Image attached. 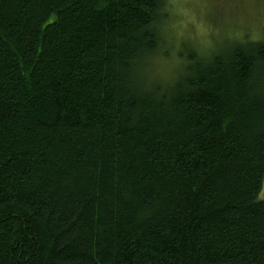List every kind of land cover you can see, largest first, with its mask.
Segmentation results:
<instances>
[{"label": "trees", "instance_id": "trees-1", "mask_svg": "<svg viewBox=\"0 0 264 264\" xmlns=\"http://www.w3.org/2000/svg\"><path fill=\"white\" fill-rule=\"evenodd\" d=\"M167 0H0V264H264V26L191 52Z\"/></svg>", "mask_w": 264, "mask_h": 264}, {"label": "rangeland", "instance_id": "rangeland-1", "mask_svg": "<svg viewBox=\"0 0 264 264\" xmlns=\"http://www.w3.org/2000/svg\"><path fill=\"white\" fill-rule=\"evenodd\" d=\"M167 1L160 29L170 54L155 61L164 78H176L191 52L213 54L233 40L261 37L264 0ZM259 198L264 199V182Z\"/></svg>", "mask_w": 264, "mask_h": 264}]
</instances>
